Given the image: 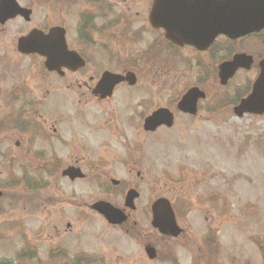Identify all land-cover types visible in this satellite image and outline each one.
Instances as JSON below:
<instances>
[{
  "label": "flooded vegetation",
  "instance_id": "flooded-vegetation-1",
  "mask_svg": "<svg viewBox=\"0 0 264 264\" xmlns=\"http://www.w3.org/2000/svg\"><path fill=\"white\" fill-rule=\"evenodd\" d=\"M16 1L19 6L25 8L20 15H14L5 20L0 16V162L7 167L6 173L0 175V214L11 213L18 206L26 211L38 203V197L45 193L51 209V176H55L58 171H63L65 168L74 167L76 174L81 176L83 174L84 177L70 175L63 178L69 181L90 178L92 182H100L99 189L104 188L106 192H101L102 196L107 197H100L96 201L104 199L111 201L112 204L123 209L129 217V208L125 207L124 203L120 206L114 198L120 194L125 197L128 189L136 188L137 190V187L132 184L133 175L140 176L141 171L138 169L134 173L132 167L143 160L147 136L152 133L151 130L147 129V131L143 128L144 120L148 117L150 119L151 114L160 108L168 109L174 122L176 116L194 119L200 110L201 102L206 100L207 93L204 90L205 100L196 101L197 114L192 116L178 109V100L182 92L187 87L195 85L200 87L218 80V64L240 55L243 56V65L228 80L230 84L240 75H245L242 83L234 85L240 87L235 94L241 91L236 96V101L230 103L236 104L251 90L253 80L260 71L259 63L264 58V30L237 39L218 36L205 50L170 42L167 38L170 35L166 28L156 25V22L159 20L184 21L183 18L178 19L179 14L183 16L184 13L192 11L190 6L199 4V0H162L164 3L160 7V14H155L154 19L155 0ZM40 2L49 6L50 25L64 29L68 49L75 51L84 59L82 66L65 67L61 59L56 66L58 71H49L44 66L43 58L37 54H21L17 49V52L13 51V53H16L18 62L21 59L26 60L25 64L8 65L6 63L4 57L8 49L4 45V35L8 25L15 20L29 25L20 31L19 37L37 28L33 21L35 8L41 5ZM166 4L174 8L167 9ZM178 4H187L188 7L184 10V7H177ZM163 60H165V66L170 65L174 70L178 67L186 71L195 70L196 81L190 83L191 85H181L182 89L168 96L171 99L168 100L166 97V105L151 107L153 87L165 88L168 80L153 79L147 77L148 74L142 77L141 73L149 71L147 68H150L153 62ZM17 66L21 69L20 73ZM90 69L97 75L91 74L87 80L83 78V74ZM107 71L119 73L124 77L122 81L112 86L110 94L107 93L109 84L105 85L101 78ZM75 73L79 76L74 79L78 89L71 83H67L66 79H72L71 76ZM129 73L136 76L133 84H130L126 78ZM52 76H55L56 80L52 79L51 83L49 79ZM118 89L128 93L136 91L137 96H141L142 102H145L140 106V111L136 112L132 107L135 97L131 98V96L126 97L128 105L127 109L126 106L124 107L123 112H119L116 105L112 108V96ZM165 91L163 89V93ZM105 95L110 96L105 97ZM215 100L217 101V98ZM53 101H59L62 104L56 106ZM91 103L107 108L100 109L99 112L104 110L101 114L108 115L107 120L101 121L107 124L106 130L109 133L106 138L99 137L97 141L89 132L92 129L88 128V120L95 114L88 109ZM206 106L207 111L210 104ZM114 120L115 127L111 128V121ZM125 123H127L126 126ZM163 128L165 127L161 125L152 131L156 132ZM100 140H104V143H99ZM42 141L47 144V154L45 149L38 150V145ZM56 142L66 146L64 159L54 154L60 151L57 149L58 144L51 149V143ZM62 163L66 165L61 166ZM117 166L121 167L120 173H124L121 179L114 176L116 174L113 168ZM10 170L15 174H8ZM74 178L76 179L72 180ZM105 178H109L110 188L104 187L106 184L104 185L102 181ZM172 180L176 182L175 179ZM124 183L129 184L126 187L121 186ZM115 187H119V192ZM137 191L140 196V190ZM160 197L165 196L149 197V212L152 201ZM38 204L41 208L44 207L43 204ZM171 204L174 208L173 201ZM88 208L94 212L89 206ZM88 208L76 207L79 214L87 213L85 209ZM13 229L18 239L15 252L17 259H0V264L28 259L40 261L38 249L40 247L33 242L38 241L40 234L37 233L31 241L24 232L22 224H16ZM0 238L8 239V236L2 235ZM48 238L51 239L49 234ZM50 242L49 240L43 245L44 248H48V261H51ZM83 255L85 254L68 255L65 261L67 264H87ZM195 262L202 264L201 260Z\"/></svg>",
  "mask_w": 264,
  "mask_h": 264
},
{
  "label": "rangeland",
  "instance_id": "rangeland-1",
  "mask_svg": "<svg viewBox=\"0 0 264 264\" xmlns=\"http://www.w3.org/2000/svg\"><path fill=\"white\" fill-rule=\"evenodd\" d=\"M34 19L36 26L49 22V6H37ZM24 27L29 25L18 20L8 25L4 35V45L8 49L4 58L8 65L26 62L24 59L18 62L16 53H13L18 34ZM164 63L165 60L153 62L147 68L149 71L141 73L142 77L148 74L147 77L153 79L168 80L165 88L153 87L151 107L166 105V97L171 99L168 96L182 89L181 85L196 81L195 70L186 71L179 67L174 70ZM17 69L20 73L21 69L18 66ZM91 74L97 75L90 69L84 72L83 78L88 80ZM78 77L75 73L72 79L66 78L67 83L78 89L74 80ZM244 78L245 75H240L226 86H219L215 81L200 86L206 91L207 98L201 102L194 119L176 116L173 127L151 131L145 143L143 160L132 167L134 173L138 169L141 171L140 176L133 175L132 181L133 186L140 190V196L135 199L136 208L129 211L125 223L110 225L88 208L96 199L107 197L102 196L101 192H106L104 188L99 189L100 182H92L90 178L69 181L60 171L51 176V209L45 193L37 201L43 204V208L35 203L26 211L18 206L11 213L0 214V236H8V239L0 238V259H17L18 239L13 228L22 224L31 241L37 233L40 234L38 241H33L40 247V261L28 259L9 264H51L47 260L48 248L43 247L49 240L51 260L55 257V264H65L64 258L61 262L59 256L78 253L102 258L103 264H195L196 257L208 259L211 254L212 260L218 258L214 264H260L263 257L254 243L264 239V116L234 115L230 103L236 101L240 91L237 94L235 91L240 87L235 86ZM52 79L55 81L56 77L49 79L51 83ZM163 89L166 90L164 93ZM137 95L136 91L116 90L112 96V108L116 105L118 111L123 112L128 105L126 97L131 96L135 97L132 107L136 112L140 111L145 102ZM215 98L219 99L216 101ZM53 102L56 106L62 104ZM207 104L210 107L206 111ZM103 108L94 103L88 106L90 112L95 113L88 120V128L92 129L89 132L96 141L99 137L106 138L109 133L107 124L101 121L107 120L108 116L101 114L104 110L99 112ZM135 118L137 121L138 114ZM114 122L111 121V128L115 127ZM58 143H51V149ZM99 143H104V140ZM65 147L58 144L60 151L54 154L64 159ZM40 149L48 153L46 142L39 143ZM6 169L0 162V175H4ZM120 169V166L113 168L114 176L119 179L124 177ZM102 183L106 184L105 188L111 187L109 178ZM115 189L119 192V187ZM210 193L213 195L209 199ZM154 195L165 196L173 202L180 197L190 203V210L178 221L184 230L175 240L162 239L150 225L147 201ZM114 201L122 206L124 196L120 194ZM77 206L87 207V213L79 214ZM204 240L207 245L213 241V246H201ZM147 245L154 247L157 253L164 251L166 257L149 258L144 250Z\"/></svg>",
  "mask_w": 264,
  "mask_h": 264
},
{
  "label": "water",
  "instance_id": "water-1",
  "mask_svg": "<svg viewBox=\"0 0 264 264\" xmlns=\"http://www.w3.org/2000/svg\"><path fill=\"white\" fill-rule=\"evenodd\" d=\"M1 2L3 4L0 8V16L5 20L7 17L14 15V6L9 0H1ZM192 9L191 13H187L188 16L185 19L186 25L183 30L187 31V34H172L169 37L170 40L179 44L187 42L199 48H205L219 33L230 37H237L264 27V0H201V3L198 6L192 7ZM18 48L22 52H38L42 56H45V64L51 69L55 68L61 59L66 62H72L74 55L72 52L66 51L64 39L57 31H50L47 35L38 30L31 31L26 37L19 39ZM78 62L79 60L76 63ZM228 65V63H225L221 66L220 79L223 84L231 75V72L227 71ZM102 79L105 85L109 84L108 88H110L121 77L106 73ZM203 96L204 94L199 89L192 88L183 100L186 103L190 101V97L197 98ZM235 111L238 115H242L245 112L264 113V60L261 62V75L254 85L253 93L246 100H243L235 108ZM168 115L165 110L154 113L147 121L146 127L153 129L162 122L170 125L171 117ZM66 173L75 175L72 171H67ZM136 196L137 193L135 191H128L126 204L131 205L130 202ZM157 206H160V202L155 205V207ZM93 208L103 214L110 223H121L126 219L121 210L116 209L108 202H97L93 205ZM168 217L173 223L174 219L170 211H168ZM154 225L159 228L164 226L166 229H172L173 226L167 224L166 220L161 217L154 221ZM173 233L176 235L178 230L175 229Z\"/></svg>",
  "mask_w": 264,
  "mask_h": 264
},
{
  "label": "trees",
  "instance_id": "trees-1",
  "mask_svg": "<svg viewBox=\"0 0 264 264\" xmlns=\"http://www.w3.org/2000/svg\"><path fill=\"white\" fill-rule=\"evenodd\" d=\"M258 245L260 248L264 247V240H262V242H260V244L258 243ZM262 253L264 255V250H262Z\"/></svg>",
  "mask_w": 264,
  "mask_h": 264
}]
</instances>
